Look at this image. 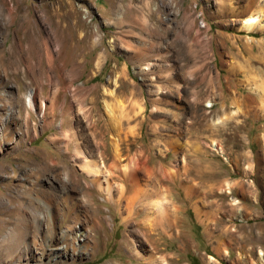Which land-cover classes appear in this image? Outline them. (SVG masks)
I'll use <instances>...</instances> for the list:
<instances>
[{
    "label": "rangeland",
    "instance_id": "374dc122",
    "mask_svg": "<svg viewBox=\"0 0 264 264\" xmlns=\"http://www.w3.org/2000/svg\"><path fill=\"white\" fill-rule=\"evenodd\" d=\"M249 16L264 0H0V198L28 229L10 258L0 209V264H264ZM93 162L109 192L82 172Z\"/></svg>",
    "mask_w": 264,
    "mask_h": 264
},
{
    "label": "bare ground",
    "instance_id": "6f19581e",
    "mask_svg": "<svg viewBox=\"0 0 264 264\" xmlns=\"http://www.w3.org/2000/svg\"><path fill=\"white\" fill-rule=\"evenodd\" d=\"M4 6V5H3ZM3 9V8H2ZM6 14L13 20V14H14V9L12 6H9V7H6ZM13 22V21H12ZM243 28L246 30V31H254L255 29H258V28H261V29H264V19L261 17V16H249L248 18H246L242 24ZM257 92V91H256ZM260 96H262L263 98V95L264 93H258ZM27 105L30 106V108L32 107L33 109V106H34V103H35V100H36V91H30L27 95ZM262 103V102H261ZM31 110V109H30ZM32 111V110H31ZM211 146L214 148L215 145L214 144H211ZM220 151V150H219ZM222 155V154H221ZM81 169H82V172H85V174L91 178V181L94 182V183H97L100 185V183L102 184H105V187H104V190L106 192H109L110 191V184H109V179H108V176L110 177V175H106L103 173L102 169H104V165L101 164V165H98L96 162H93L92 165H88V166H85V165H82L81 166ZM146 172H147V176L150 177L151 175V172L148 171V168H146ZM136 171H130L128 174H127V179L129 180V183H132V185H136L135 182L137 181L136 180ZM103 178V179H102ZM168 178V177H167ZM102 179V180H100ZM228 186V185H227ZM146 198H149V195L152 196L151 194H149L148 192H144ZM143 195V194H142ZM27 199V198H26ZM33 200V199H31ZM6 200H3L2 198H0V209L2 210L3 209V212H6L8 214V216L10 217H13V220H14V224L12 225V228L9 230L6 238L4 239L3 243L4 244H9V242H13L15 245V247L11 248L8 247V254L10 255V258H15L16 256L18 255H21L22 253L20 252L21 249H22V244L25 240V237L27 236L28 234V229L25 225V222L23 221V213L21 211V208L20 206L16 207V206H12V208H6V204L5 202ZM48 201V200H47ZM31 202V201H30ZM34 202V201H33ZM50 202V200H49ZM164 203V202H163ZM18 205V204H17ZM27 205V204H26ZM151 205H153L157 210V221L156 222V225L157 226H161L162 224L163 225H166V226H169L170 223H171V219H169L170 217L165 213L164 214V211H163V207H162V204H161V201H158V202H153ZM30 210V209H29ZM51 211V208H49L48 210V222H50L52 220V214H50L49 212ZM53 212V211H52ZM34 215V214H33ZM32 215V216H33ZM25 217V216H24ZM54 218V217H53ZM36 221V220H35ZM53 222V221H52ZM51 222V223H52ZM42 223V222H41ZM35 224V223H34ZM40 224V223H39ZM36 226V225H35ZM51 226V225H50ZM49 227V225H48ZM40 228V226H39ZM36 230L38 229V227L36 226L35 228ZM41 229V228H40ZM38 231V230H37ZM81 234L83 235L84 232ZM26 241V240H25ZM32 243V242H31ZM25 244V243H24ZM33 244V243H32ZM3 245V244H2ZM10 245V244H9ZM30 246V245H29ZM4 247V246H3ZM12 247V246H11ZM29 249V248H28Z\"/></svg>",
    "mask_w": 264,
    "mask_h": 264
},
{
    "label": "crops",
    "instance_id": "0c3cea01",
    "mask_svg": "<svg viewBox=\"0 0 264 264\" xmlns=\"http://www.w3.org/2000/svg\"><path fill=\"white\" fill-rule=\"evenodd\" d=\"M252 140H253L252 144L254 143V144L258 145V143H259L258 135H254V137H252ZM263 152H259V150H258L257 157L251 163L252 168L264 170V155H263ZM258 155H260V156H258ZM263 181H264V179H263Z\"/></svg>",
    "mask_w": 264,
    "mask_h": 264
}]
</instances>
